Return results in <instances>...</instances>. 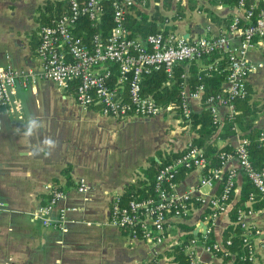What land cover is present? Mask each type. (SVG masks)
<instances>
[{
  "label": "crops",
  "instance_id": "obj_1",
  "mask_svg": "<svg viewBox=\"0 0 264 264\" xmlns=\"http://www.w3.org/2000/svg\"><path fill=\"white\" fill-rule=\"evenodd\" d=\"M44 1L0 0V67L11 64L36 69L40 65L37 56L40 28L36 16ZM236 2L150 0L145 6L131 7L128 13L139 21L160 16L162 19L157 23L161 27L195 39L226 29L238 12ZM2 23L6 27L2 28ZM248 59L262 63L249 75L248 85L262 108L255 126L264 129V48L250 49ZM192 63L189 60L179 64L186 78L188 70L194 68ZM16 96L23 104L21 113L0 106V200L5 203L0 210V264H154L155 251L168 255L170 246L182 241L186 232L196 231V238L201 239L205 233L202 222L212 228L215 241L223 244L224 230L232 224L230 210L240 200L246 183L236 158L225 166V170L237 172L232 201L228 211L214 222L209 219V207L195 202L187 218L173 220L174 224L167 228L164 245L154 246L114 226L109 219L117 195L124 202L129 200L124 197L129 186L140 196L145 194V187L154 183L156 172L152 169L192 141L195 132L181 113L172 110L156 116L124 118L104 115L97 107L84 108L76 101L74 90L62 88L50 79L27 86L20 82ZM190 103L192 111L205 106L202 99H191ZM220 114L224 121L227 108L220 106ZM243 134L236 127L235 133L228 137H218L217 133L213 139L220 148L228 145L230 149L226 150L232 151ZM210 168L211 163L207 169L181 170L177 177L178 191L220 195L222 181L215 180L212 185L203 181ZM81 177L91 186L87 192L77 190ZM46 185L67 193L55 205L53 216L63 205L76 207L67 213L66 230L44 226L33 217L39 205L50 198ZM259 201L246 200L244 206H238V210L254 209L249 220L262 232L252 238L253 264H264V201ZM194 248L201 264L224 263L221 255L206 250L200 240ZM161 264L169 262L162 260Z\"/></svg>",
  "mask_w": 264,
  "mask_h": 264
},
{
  "label": "built area",
  "instance_id": "obj_2",
  "mask_svg": "<svg viewBox=\"0 0 264 264\" xmlns=\"http://www.w3.org/2000/svg\"><path fill=\"white\" fill-rule=\"evenodd\" d=\"M149 1L110 0L115 23L113 30L108 37L95 32L86 40L76 33L77 23L82 16H86L93 24H97L104 12V0H70L66 13L53 24L40 27L37 47L40 65L36 69L18 68L11 64L0 67V106L12 113H21L23 104L16 96L17 84L21 82L27 86L36 84L40 79H50L62 88H73L76 101L84 108L97 107L104 115L118 118L156 116L174 109L171 104L164 106L143 91L142 78L145 72L163 67L168 76L173 78L175 68L180 63L221 52L228 55L225 88L207 95L203 102L210 109L215 123L221 124L223 121L220 106L227 108L229 117L233 118L237 112L236 101L248 95L249 75L262 66L261 62L248 59L250 49L257 46L264 48V7L261 6V0H237L238 12L226 29L217 35L188 39L162 27L145 38L129 36L125 21L130 8L145 6ZM218 60L205 65L207 70H218ZM113 64L119 72L115 81ZM182 78L180 110L182 118L189 121L192 113L190 100H201L206 86L199 83L191 87L184 75ZM124 82H127V89L124 88ZM259 140L264 146V129L260 131ZM248 144L249 138L243 135L234 150L219 152V164L204 174L203 181L210 185L215 180L222 181V191L218 196H206L178 191L177 177L181 170L207 169L211 163L203 149L190 141L180 154L159 167L152 194L130 198L126 202L120 195L115 197L110 209V222L128 230L133 237L150 241L154 246L164 245L167 228L174 224L173 220L187 218L195 202L209 207V219L214 222L228 211L236 188V170H225L227 162L233 158L237 159L242 172L256 189L251 191L247 201H264V165L257 167L252 162ZM46 188L50 191V198L39 205L33 217L44 226L66 230L67 213L76 207L63 205L58 214L53 216L55 205L66 198L67 193L52 185H46ZM90 189L87 180L79 178L77 190L87 192ZM256 194H259V199L255 198ZM4 207V201L0 200V210ZM253 212L252 207H247L239 209L237 215V222L243 228V241L248 244V254L252 260L255 258L252 238L262 233L249 220ZM210 229L207 227L201 239L192 237L186 242H178L188 254V261L182 264H201L194 248L199 240L206 250L215 252L222 249V243H209ZM229 243L231 240H226V244ZM170 259V256L156 250L153 262L161 264L162 260L170 262Z\"/></svg>",
  "mask_w": 264,
  "mask_h": 264
},
{
  "label": "trees",
  "instance_id": "obj_3",
  "mask_svg": "<svg viewBox=\"0 0 264 264\" xmlns=\"http://www.w3.org/2000/svg\"><path fill=\"white\" fill-rule=\"evenodd\" d=\"M70 0H45L44 4L39 6L38 14L36 16L39 22V28L44 24H53L57 18L66 13L69 9ZM236 2V0H229ZM264 2V1H263ZM264 7V3H261ZM162 17H153L150 21L136 20L131 17L129 13L125 21V26L129 30V36L145 38L148 34L158 32L161 30L158 20ZM113 20V8L110 0H104V12L101 20L97 24H93L92 20L86 16H82L75 28L76 33L83 36L88 40L95 32H99L103 37H108L114 28ZM218 70L208 71L207 67L202 65H208L211 62H215L218 59ZM194 68L188 70V77L186 78L191 87L199 83H204L206 88L203 93L202 100L204 101L207 95L211 93L221 92L225 88V82L228 75V55L227 53H213L205 55L201 59L190 60ZM201 63V64H200ZM113 66V78L114 81L119 76L118 68ZM180 66V65H179ZM182 73L184 69L176 67L173 78H170L165 69H152L149 72H145L142 78L143 91L146 94L152 95L159 103L166 106L171 104L173 109L181 113L180 110V83L183 80ZM124 88L127 89V82H124ZM74 90L73 88H70ZM253 89L248 85V95L244 98H240L236 101L237 112L233 115V118L226 115L222 124L215 123L213 116L208 106H204L200 111H192L190 120L191 128L195 132L192 142L201 147L204 153L210 158L211 166L214 167L219 164L218 154L222 150L230 149L228 145L219 147L213 137L218 133V137L226 138L229 135L235 133L234 127H239L244 133V136L249 138V152L252 162L257 167L264 165V146L259 140V134L261 129L255 126V120L259 116L262 108L260 103L253 98ZM181 152V151H180ZM180 152H175L173 155L165 158L158 167L152 169L157 172L159 167L171 161ZM246 183L243 186L240 200L230 210V217L232 224H230L223 233V247L221 250H215V253L221 255L224 259L223 264H253V260L248 254V244L243 241V228L240 223L236 222L238 215V206H244V202L248 199L251 191H255L253 183L245 176ZM146 188V193H141L133 190V187H127L124 192V197L127 199L138 197L142 198L152 194L154 192L153 184H149ZM139 195V196H138ZM256 199H259V194L255 195ZM259 201V200H257ZM256 202V205H259ZM187 228H189L187 226ZM196 237L194 232L190 230L182 235L183 242L188 241L190 238ZM209 243L215 241L214 232L212 228L208 232ZM230 239L231 243L226 244V240ZM168 256L171 257L169 264H182L188 261V254L184 251V248L177 244L170 246Z\"/></svg>",
  "mask_w": 264,
  "mask_h": 264
},
{
  "label": "water",
  "instance_id": "obj_4",
  "mask_svg": "<svg viewBox=\"0 0 264 264\" xmlns=\"http://www.w3.org/2000/svg\"><path fill=\"white\" fill-rule=\"evenodd\" d=\"M185 37H186V36H185ZM202 231H203V232H206V231H207V225L204 224L203 222H202ZM194 233H196V231H194Z\"/></svg>",
  "mask_w": 264,
  "mask_h": 264
},
{
  "label": "rangeland",
  "instance_id": "obj_5",
  "mask_svg": "<svg viewBox=\"0 0 264 264\" xmlns=\"http://www.w3.org/2000/svg\"><path fill=\"white\" fill-rule=\"evenodd\" d=\"M0 8H1V6H0ZM1 26H2V28H4V27H6V24H5L4 27H3V23H2ZM1 30H4V29H1ZM167 118H170V119H171V117H170L169 115L167 116ZM167 118H165V119L168 120ZM129 129H132V127H129Z\"/></svg>",
  "mask_w": 264,
  "mask_h": 264
}]
</instances>
